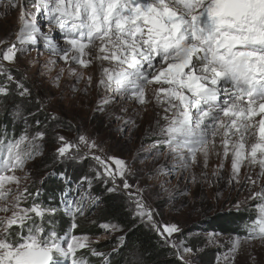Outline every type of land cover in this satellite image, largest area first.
Listing matches in <instances>:
<instances>
[{"label":"snow or ice","instance_id":"obj_1","mask_svg":"<svg viewBox=\"0 0 264 264\" xmlns=\"http://www.w3.org/2000/svg\"><path fill=\"white\" fill-rule=\"evenodd\" d=\"M18 2L21 27L17 43L21 47L13 43L0 50V61L13 62L17 52L27 51L26 45L35 44L36 35L40 34L45 48L66 63L87 68L93 60L98 61L101 70L97 87L111 93L112 99H133L143 105L148 102L147 86H158L153 96L164 106L165 124H158L160 139L156 143L167 147L166 157H172L173 166L179 167L181 173L197 163V154L204 156L207 167L208 157L213 153L221 157L220 170L223 161L231 159L229 183H241L242 166L259 169L255 177L251 171L244 176L245 183L260 188L249 197L258 201L257 215L246 226L245 239L264 241V184L260 183L264 179V0ZM7 6L17 5L14 0H8ZM29 7L35 11H27ZM40 15L45 16L49 32L53 26L59 29L67 47H60L50 34L41 31L37 23ZM92 47L96 48L94 56ZM0 75H6L7 79L0 85V95L9 94V82L16 84L21 98L31 95L2 63ZM69 75L76 76L77 83L81 79V74L71 67ZM16 115H20L19 111ZM43 136V132H37L31 138L26 134L13 139L0 137V213L4 214L0 215V264H66L69 257L71 264H87L76 255L78 250L89 247L86 236L69 238L67 234H58L54 227L45 229L46 216H55L58 209L43 208L35 202L30 207L22 204L31 196L27 187H20L27 174L22 178L15 173L23 171L25 163L38 154L34 141ZM57 139L61 144L56 149L58 157L81 158L77 145L65 141L63 136ZM79 140L90 148L95 147L83 136ZM74 147L75 153L71 151ZM93 159L113 181L116 174L124 176L123 160L109 157L116 165L112 170L101 157ZM164 167H158L157 174L163 173ZM213 176L221 178L215 170ZM192 181H196L195 176ZM12 185H16L15 190ZM129 187L125 181L124 188ZM136 208V215L143 218L147 214L148 220H152L151 212L145 213V205L139 198ZM63 210L73 217L83 215L82 204L73 207L68 203ZM153 227L160 231L155 222ZM75 228L77 224L73 221L71 229ZM178 231L175 224L164 225L160 234L171 236ZM239 243L237 239L233 251ZM172 247L176 248L182 264H190L184 260L180 246ZM191 251L183 248V253ZM93 254L103 255L94 250Z\"/></svg>","mask_w":264,"mask_h":264},{"label":"rangeland","instance_id":"obj_2","mask_svg":"<svg viewBox=\"0 0 264 264\" xmlns=\"http://www.w3.org/2000/svg\"><path fill=\"white\" fill-rule=\"evenodd\" d=\"M14 2L16 7H6L8 0H0V42H2L0 50L6 49L13 43L17 44V48L21 47L17 43V33L21 27L19 19L21 7L18 0ZM27 11L32 12L35 9L29 7ZM37 23L41 31L50 34L60 47H67L60 37L58 28L53 26L52 31L49 32L45 16L40 15ZM26 47L27 51L17 52L13 62L0 61V63L11 72L15 80L22 81L30 90L31 95L26 98L35 99L38 108L49 116L50 121L55 123L56 129L50 136H43L42 139L37 138L34 141L38 146V154L25 163L23 171L17 170L15 173L22 178L27 174V179L21 180L20 187L22 189L27 187L31 196L26 202H22L23 206H31L34 191L38 190L44 176L47 175L42 160L47 152L53 155L56 167L63 165L73 169L76 165H89L91 170L93 168L95 182H100L108 193L121 196L128 204L132 217L157 233L172 249L176 258L178 257L176 248L172 247L173 244L180 246L184 260L190 261V264H264V241L259 239L249 241L245 239L246 236L239 237L221 234L216 230H206L207 220L227 211L258 203L257 200L249 197L252 192L260 190L259 186L253 187L244 182L245 173L251 171L255 177L258 168L249 169L247 166H242L241 183H229L230 158L223 161L224 167L220 170L219 156L213 153L217 158L216 161L210 162L209 159L213 155L210 154L205 167L204 156L197 154V163L191 164L187 171L181 173L179 167L173 166L172 157H166L167 147L156 143L160 139L158 124L159 126L165 124L164 106L157 103L153 96L154 89L158 86H147L148 102L143 105L133 99L120 97L112 99L111 93L97 87L101 70L98 61L93 60L87 68L75 63H66L45 48V41L40 34L36 35L35 44L29 43ZM90 51L94 56L96 48L92 47ZM50 61L55 63H49ZM104 66H108L107 62ZM69 67L81 74L78 83L76 76L69 75ZM2 76L6 83V75ZM89 77H91L90 85ZM8 86L17 90L14 82H9ZM105 100L108 102L104 103ZM17 111L20 115H16ZM10 115L18 123H23L29 138L40 132L29 130L28 120L33 116L24 114L19 103L10 110ZM168 115L171 117V113ZM58 136H63L65 141L77 145L81 158L58 157L56 149L61 146ZM80 136L85 137L88 144L94 143L95 147L90 148L85 143H81ZM71 151L75 153L77 148L74 147ZM94 156L101 157L112 170L116 169V165L109 157L123 160L126 165L124 176L116 174L113 181L105 174L104 168L93 159ZM161 165L165 166L164 172L157 174L156 169ZM214 170L217 171L220 179L213 176ZM97 173L100 175L98 176ZM193 176L196 177L195 182L192 181ZM125 181L130 185L128 189L124 188ZM260 183L264 184V179ZM11 187L15 190L16 185ZM110 188L116 190L110 192L108 190ZM86 193H88L87 189L83 191L79 200L85 213L89 212L91 206L96 203L94 197L86 196ZM137 198L143 201L145 213L151 212V221L148 220L147 214L143 218L136 215ZM0 215L4 214L0 213ZM153 222L160 226L159 232L153 227ZM171 224H175L179 231L171 236L167 233L162 236L160 233L163 232V226ZM117 232L115 228L109 227L104 234L86 236L89 247L117 237ZM237 239L240 241L239 247L233 251ZM183 248L192 251L183 253ZM202 259L205 262H202ZM68 263L69 260L66 261V264Z\"/></svg>","mask_w":264,"mask_h":264},{"label":"trees","instance_id":"obj_3","mask_svg":"<svg viewBox=\"0 0 264 264\" xmlns=\"http://www.w3.org/2000/svg\"><path fill=\"white\" fill-rule=\"evenodd\" d=\"M3 84L5 80L0 75V85ZM18 103L22 106L24 114L33 116L28 120L29 130L40 131L44 136H50L56 129L55 123L41 112L34 98H21L17 90L9 86V94L0 95V137L13 139L27 134L23 123H18L10 115V110ZM37 120L39 124L36 123ZM42 160L47 175L44 176L38 190L34 191L32 203L35 202L43 208L58 209L55 216H46L44 222L46 230L54 227L58 234H67L69 238L71 235L81 237L104 234L107 228L102 225H112L114 226L112 228L118 231L117 237L78 250L77 258L85 259L87 264H182L157 233L132 217L128 204L121 196L108 193L100 182H95L93 168L91 170L89 165H76L73 169L63 165L56 167L53 155L47 152ZM85 189L88 190L86 196L89 195L96 200L90 211L83 212V215L76 214L75 217L66 214L64 206L68 203H72L73 207L81 204L79 200ZM256 204L227 211L207 220L206 230H216L221 234L239 237L247 236L246 226L257 215ZM49 220L51 224L48 223ZM73 221L77 224L75 229H71ZM93 250L103 255H94ZM201 255L203 258L204 254ZM68 260V264H71V257Z\"/></svg>","mask_w":264,"mask_h":264},{"label":"bare ground","instance_id":"obj_4","mask_svg":"<svg viewBox=\"0 0 264 264\" xmlns=\"http://www.w3.org/2000/svg\"><path fill=\"white\" fill-rule=\"evenodd\" d=\"M217 141L219 142V138H217ZM220 157V156H219ZM217 158L216 155H212V157L209 159L210 162H213ZM221 158V157H220ZM216 161V160H215ZM225 161V160H224Z\"/></svg>","mask_w":264,"mask_h":264}]
</instances>
